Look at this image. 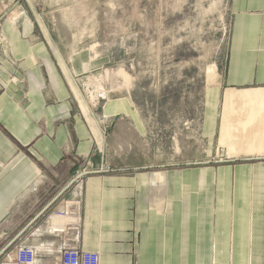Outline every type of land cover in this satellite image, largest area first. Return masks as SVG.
Masks as SVG:
<instances>
[{"label":"crops","instance_id":"0c3cea01","mask_svg":"<svg viewBox=\"0 0 264 264\" xmlns=\"http://www.w3.org/2000/svg\"><path fill=\"white\" fill-rule=\"evenodd\" d=\"M231 9L226 73L205 95L204 162L154 170L104 161L112 133L148 135L127 96L101 103V125L94 118L74 79L107 62L67 53L34 0L0 1V31L11 42L0 44V228L13 235L0 252L79 199V232L55 218L62 233L36 236L37 264H59L60 249L78 245L99 253L100 264H264V156L218 149L225 93L264 88V0H232ZM103 166L111 171L75 180Z\"/></svg>","mask_w":264,"mask_h":264},{"label":"rangeland","instance_id":"374dc122","mask_svg":"<svg viewBox=\"0 0 264 264\" xmlns=\"http://www.w3.org/2000/svg\"><path fill=\"white\" fill-rule=\"evenodd\" d=\"M34 1L67 53L87 51L107 62L97 75L73 78L99 125L101 103L122 96L146 122L142 141L111 132L105 163L160 170L204 162L209 148L203 135L205 95L226 73L232 0ZM2 35L5 44H0L8 49L10 40ZM220 126L221 157H263L264 88L226 92ZM12 238V228H0L2 244Z\"/></svg>","mask_w":264,"mask_h":264},{"label":"built area","instance_id":"2783aa9c","mask_svg":"<svg viewBox=\"0 0 264 264\" xmlns=\"http://www.w3.org/2000/svg\"><path fill=\"white\" fill-rule=\"evenodd\" d=\"M0 40H3L2 34H0ZM0 43L5 44L3 41H0ZM6 43L8 44V42ZM12 80L15 81V79ZM100 171L109 173L111 170L108 166L101 167L99 171H88L87 169H83L78 173L75 180H78L87 174L98 173ZM80 191H82L81 188ZM80 203L81 201L77 199L67 204L62 211H58L57 213L50 215L47 225L41 227L42 229H36L30 236L25 238H21V234L16 236L7 246L8 249L14 245L12 250L15 252L14 255L11 254V251H6L7 249L1 251L0 264H37L39 250L34 243L36 236H41L43 233H54L56 235H60L62 233L61 231L63 229H57L53 226L55 218H59L61 221L65 220L66 225L70 224L75 232H79L81 228ZM59 264H100V255L95 252H85L79 245L74 247L63 246L59 252Z\"/></svg>","mask_w":264,"mask_h":264}]
</instances>
